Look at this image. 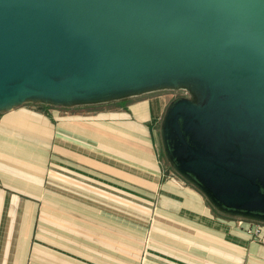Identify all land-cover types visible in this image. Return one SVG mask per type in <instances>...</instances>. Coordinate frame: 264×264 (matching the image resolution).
<instances>
[{"label": "rangeland", "instance_id": "374dc122", "mask_svg": "<svg viewBox=\"0 0 264 264\" xmlns=\"http://www.w3.org/2000/svg\"><path fill=\"white\" fill-rule=\"evenodd\" d=\"M40 1L49 4L47 13L58 21L56 32H65L70 55L42 76L35 69H19L25 90L10 89L7 98L15 96L9 99L0 95V115L19 109L44 116L57 129H50L53 146L71 143L74 148L80 131L90 145L99 143L116 157H134L138 145L152 146L167 178H184L219 207L239 212L183 167L185 151L173 123L177 115L191 118L214 105L220 94L237 93L248 83L247 97L220 105L205 132L185 123L186 136L190 144L213 151L221 163L262 183L264 192V84L247 74V51L239 41L188 22L174 0H38L35 6ZM13 2L0 1V16L17 5ZM188 2L206 15L248 25L264 46V0ZM24 15L23 20L29 12ZM62 49L49 47L44 55L60 57ZM60 128L75 131L72 138ZM23 141L32 147L49 143Z\"/></svg>", "mask_w": 264, "mask_h": 264}, {"label": "crops", "instance_id": "0c3cea01", "mask_svg": "<svg viewBox=\"0 0 264 264\" xmlns=\"http://www.w3.org/2000/svg\"><path fill=\"white\" fill-rule=\"evenodd\" d=\"M51 128L23 110L0 115V264H264L248 233H264L263 214L167 178L152 146L116 157L83 131L74 148L53 146Z\"/></svg>", "mask_w": 264, "mask_h": 264}, {"label": "water", "instance_id": "95a60500", "mask_svg": "<svg viewBox=\"0 0 264 264\" xmlns=\"http://www.w3.org/2000/svg\"><path fill=\"white\" fill-rule=\"evenodd\" d=\"M35 1L38 0H14L12 4L17 5L13 6L5 15L0 16V95L2 97L6 96V99L15 96V93H13L7 98L10 89H15L19 93V87L24 86V84H19V69H26L29 72L35 69V72L42 76L43 73L50 71L52 67L60 66L61 59L68 58L70 55V53H66L69 42L65 38V32H56L54 27L58 21L52 19L47 13L50 8L49 4L45 5L40 1L35 6ZM174 4L182 17L188 22L199 27L211 28L223 38L239 41L247 51V62L249 64V73L247 74H250L249 77L252 78V81H255L253 78L256 77L264 84V46L248 25L228 23L215 16L201 14L202 12L199 13L200 11L193 9L188 0H174ZM27 12H29L28 18L23 20L22 17ZM60 46L63 47L62 50L65 53H62L65 55L60 57L57 55L53 57L44 55L49 47L56 51ZM29 51L31 52L29 53ZM42 61L45 62L41 64ZM251 82L249 81V83ZM248 93V83L240 87L237 93H222L214 105L196 111L187 120H190L192 125H195L193 127L199 128L203 133L205 132L204 129L210 127L219 114L220 105L231 101L234 103L241 102L247 97ZM2 99L0 102L3 101ZM180 117L182 116H176L173 125L179 145H185L189 149L186 154L188 159L186 161L182 160L183 167L193 173L201 184L208 187L215 197L229 207L248 212L264 211V194H256L257 181L221 163L213 151L207 148L199 147V149L204 150V155L196 153L195 146L192 147L185 141L179 122ZM204 138L207 140L206 136ZM217 172H219L222 179L217 177ZM226 186L229 189H233L235 186H245L250 188L253 195L235 189L232 196H221L218 188H225ZM255 214L264 215V212Z\"/></svg>", "mask_w": 264, "mask_h": 264}, {"label": "flooded vegetation", "instance_id": "af4514ba", "mask_svg": "<svg viewBox=\"0 0 264 264\" xmlns=\"http://www.w3.org/2000/svg\"><path fill=\"white\" fill-rule=\"evenodd\" d=\"M179 122H180V126H181V129H182V132L184 133V138H185V141L187 142V134H188V129H187V131H186V127H188V126H186V124H189V123H191V121L190 120H187L186 118H184V117H180L179 118ZM186 123V124H185ZM181 144V143H180ZM187 144L188 145H190V146H192V147H194V145H192V144H190L189 142H187ZM181 147L184 149V151H185V157H186V154L189 152V149H188V147L187 146H185V145H182L181 144ZM195 148V151H196V153H198V154H202V155H204L205 153H204V150H202V149H199L198 147H194ZM183 157V159L182 160H184V161H186L188 158L186 157ZM189 159H193V158H189ZM216 175H217V177L218 178H220V179H222L221 178V175L219 174V172H217L216 173ZM202 176V175H201ZM210 177H212V176H210ZM207 182H211V181H207ZM262 184V183H261ZM261 184L259 183V182H257V186H258V189H257V193L256 194H261V193H263L264 194V192H263V189H262V187H261ZM261 188V189H260ZM219 189V191H220V193H221V196H224V195H226V196H232L233 195V191L235 190V189H237V190H240V191H242V192H245V193H249V194H251V195H253L252 194V191L250 190V188H248V187H245V186H235L233 189H229L227 186L225 187V188H223V187H221V188H218Z\"/></svg>", "mask_w": 264, "mask_h": 264}, {"label": "built area", "instance_id": "2783aa9c", "mask_svg": "<svg viewBox=\"0 0 264 264\" xmlns=\"http://www.w3.org/2000/svg\"><path fill=\"white\" fill-rule=\"evenodd\" d=\"M248 233L258 239V241L264 245V233L259 226H254L248 229Z\"/></svg>", "mask_w": 264, "mask_h": 264}, {"label": "bare ground", "instance_id": "6f19581e", "mask_svg": "<svg viewBox=\"0 0 264 264\" xmlns=\"http://www.w3.org/2000/svg\"><path fill=\"white\" fill-rule=\"evenodd\" d=\"M199 13H201V12H199ZM201 14H203V13H201ZM253 22L256 23V24L258 25V21H257V22H256V21H253ZM20 89H22L21 91H24V90H25V88H23V87H21V86L19 87V90H20ZM19 90H18V91H19ZM3 98H6V96L3 97Z\"/></svg>", "mask_w": 264, "mask_h": 264}]
</instances>
